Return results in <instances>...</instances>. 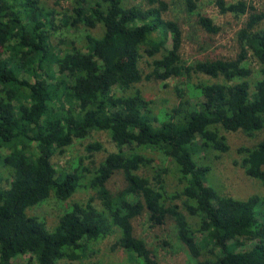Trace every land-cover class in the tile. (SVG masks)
<instances>
[{
    "label": "trees",
    "instance_id": "trees-1",
    "mask_svg": "<svg viewBox=\"0 0 264 264\" xmlns=\"http://www.w3.org/2000/svg\"><path fill=\"white\" fill-rule=\"evenodd\" d=\"M64 1L0 0V264L18 256L23 264H107L90 262L102 248L121 254V264H158L134 233L143 215L153 228L172 223L193 264H264V139L236 151L257 193L238 199L207 185L212 161L229 150L227 134L264 132V11L249 0H214L221 15L245 17L238 51L185 64L182 27L166 17L164 0H145V9L135 0ZM184 2L203 32H220L196 0ZM59 30L80 31L81 44L54 46ZM194 75L208 81L193 85V105L178 86ZM144 80H176L178 103L155 113L137 86ZM94 133L112 150L95 142L69 168L55 163ZM116 173L124 186L112 192ZM50 199L63 204L52 226L30 214Z\"/></svg>",
    "mask_w": 264,
    "mask_h": 264
},
{
    "label": "rangeland",
    "instance_id": "rangeland-1",
    "mask_svg": "<svg viewBox=\"0 0 264 264\" xmlns=\"http://www.w3.org/2000/svg\"><path fill=\"white\" fill-rule=\"evenodd\" d=\"M168 5V11L165 13L166 17L178 22L183 31V41L180 51V58L185 64H192L195 61L214 58H234L238 51L236 42V33L242 26L245 17H235L232 14L221 15L218 12L217 7L214 5V0H196V12L202 14L210 19L221 28L217 35H210L203 32L195 23L194 16L188 14L185 9L184 0H164ZM226 3H234L238 0H224ZM249 3L254 5L258 10L264 11V0H249ZM71 0H65L63 7H69ZM131 5L146 8L145 0H135ZM82 34L79 32H68L66 30H59L52 33L50 40L54 46H57L60 41L66 40L70 42L80 43ZM169 43L167 47H169ZM65 45H59V48H64ZM251 68L253 71L257 69V63L250 59ZM141 68L144 72H148L149 69L145 68L141 63ZM203 81H208V78L203 76H192L190 84L186 86H178V89L188 94L190 97V103L196 104L198 98L196 92L192 87L194 84ZM167 85L164 87V85ZM176 80H169L164 83H155L152 81H142L138 84V88L141 90L143 97L147 100H151L154 103V112L162 107L168 108L178 103L177 96L174 92L176 86ZM228 151L221 154L220 160L212 161L213 168L207 175V185L212 186L215 190L223 195H228L238 199H245L248 196L257 193L260 189L253 182L252 179H248L240 167L236 164L238 155L237 149L244 147H251L258 141L264 139V132L257 134L256 136L249 138L246 135L235 132L226 135ZM99 143L102 145L103 150L111 151L112 145H110L107 135L94 133L86 139L76 141L71 147L67 149L64 157H56L55 163L59 167L69 168L76 159L80 156H84V148L89 144ZM103 150L95 152L97 158H101ZM105 154V153H104ZM87 162V161H85ZM170 174L167 177V188L170 192L175 191L177 186V178L173 168L169 167ZM124 181L120 173H116L110 179L107 187L112 192L122 189ZM82 196H78L79 198ZM179 204V202H176ZM63 204L50 199L49 202L35 208L30 213L34 216H46V221L53 225L56 220V215L62 209ZM135 235L144 240L147 247L151 249L157 259L158 264H193L187 255L186 250L177 240L175 234V228L172 223H167L164 226L153 228L147 221L146 216L138 217L133 221ZM114 238V236H113ZM101 249V246H100ZM26 260L24 256H18L13 260V264H23ZM106 262L107 264H121L124 263L125 258L121 254L109 253L105 249H101L98 256L91 258L90 262Z\"/></svg>",
    "mask_w": 264,
    "mask_h": 264
}]
</instances>
